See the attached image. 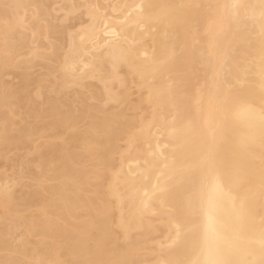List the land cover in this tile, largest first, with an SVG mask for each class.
<instances>
[{
  "label": "bare ground",
  "instance_id": "1",
  "mask_svg": "<svg viewBox=\"0 0 264 264\" xmlns=\"http://www.w3.org/2000/svg\"><path fill=\"white\" fill-rule=\"evenodd\" d=\"M216 0H0V259L157 264L202 258L206 217L226 239L258 235L261 41ZM215 22L228 105L224 160L198 167L209 118ZM244 199V219L237 208ZM182 235L175 244L176 225Z\"/></svg>",
  "mask_w": 264,
  "mask_h": 264
},
{
  "label": "snow or ice",
  "instance_id": "2",
  "mask_svg": "<svg viewBox=\"0 0 264 264\" xmlns=\"http://www.w3.org/2000/svg\"><path fill=\"white\" fill-rule=\"evenodd\" d=\"M216 17L227 26H240L242 24L258 26L261 41V112L260 120L264 126V0H216L209 4ZM218 36L215 22L208 42L209 57L212 60V79L217 87L209 96V118L204 121L203 130L193 127L189 121L184 125L186 132L200 136L204 142V148L200 153L197 167L206 173L215 172L225 163L217 150V144L224 138L225 126L223 116L228 105L242 103L238 95H233L232 90L242 84L238 78L235 84L228 83L227 88L222 90L219 85L226 83L225 65L227 57L218 51ZM261 184L264 189V151L261 153L260 161ZM244 199H241L237 208L238 217L243 220ZM182 208L198 211L206 217L203 223V236L200 243V254L202 258L191 261H180L171 259H160L157 264H264V218L260 221L258 235H248L243 230L233 234L226 239L215 226L213 206L209 202L205 204L202 197L193 188L182 196ZM182 235L181 225H176V238L173 244ZM0 264H59V262L44 259H0ZM81 264H94L84 261Z\"/></svg>",
  "mask_w": 264,
  "mask_h": 264
}]
</instances>
